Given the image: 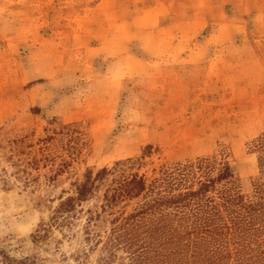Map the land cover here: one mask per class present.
Here are the masks:
<instances>
[{
	"label": "rangeland",
	"instance_id": "374dc122",
	"mask_svg": "<svg viewBox=\"0 0 264 264\" xmlns=\"http://www.w3.org/2000/svg\"><path fill=\"white\" fill-rule=\"evenodd\" d=\"M263 140L264 0H0V264H103L95 212L102 238L219 227L221 194L264 189Z\"/></svg>",
	"mask_w": 264,
	"mask_h": 264
},
{
	"label": "trees",
	"instance_id": "16d2710c",
	"mask_svg": "<svg viewBox=\"0 0 264 264\" xmlns=\"http://www.w3.org/2000/svg\"><path fill=\"white\" fill-rule=\"evenodd\" d=\"M260 143L263 153L259 156V162L264 164V140ZM104 171L105 168L97 176H101ZM223 176L219 175L218 178ZM92 182L89 179L85 181L75 197L58 205L54 210L55 220H59L58 216L62 215L59 222L70 223L75 202L85 200ZM130 184L138 182L131 179L114 189L110 196L105 197L102 209L105 211L115 198L131 193L133 188H129ZM208 187L209 183H201L197 191L189 194L197 195L207 191ZM263 191L258 188L255 199L248 201H244L239 194H221V205L228 219L219 227L198 225V228L183 235L169 225L159 226L157 221L135 224L130 221L131 217H125L102 238L98 225H93L99 212L91 213L84 229L88 240L93 233L91 237L95 245L102 241L103 249L106 250L102 256L103 264H264ZM159 205L155 201L149 208L154 209ZM215 206L211 207L209 215L219 211L213 210ZM185 235L188 237L184 238Z\"/></svg>",
	"mask_w": 264,
	"mask_h": 264
}]
</instances>
